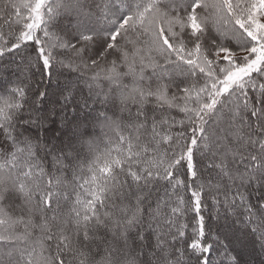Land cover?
Here are the masks:
<instances>
[{
  "label": "snow or ice",
  "instance_id": "obj_1",
  "mask_svg": "<svg viewBox=\"0 0 264 264\" xmlns=\"http://www.w3.org/2000/svg\"><path fill=\"white\" fill-rule=\"evenodd\" d=\"M0 264H264V0H0Z\"/></svg>",
  "mask_w": 264,
  "mask_h": 264
},
{
  "label": "trees",
  "instance_id": "obj_2",
  "mask_svg": "<svg viewBox=\"0 0 264 264\" xmlns=\"http://www.w3.org/2000/svg\"><path fill=\"white\" fill-rule=\"evenodd\" d=\"M101 147L103 148V145Z\"/></svg>",
  "mask_w": 264,
  "mask_h": 264
}]
</instances>
